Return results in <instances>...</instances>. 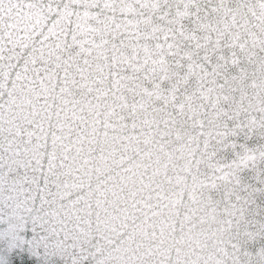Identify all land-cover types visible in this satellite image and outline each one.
<instances>
[{"label": "snow or ice", "instance_id": "1", "mask_svg": "<svg viewBox=\"0 0 264 264\" xmlns=\"http://www.w3.org/2000/svg\"><path fill=\"white\" fill-rule=\"evenodd\" d=\"M0 264H264V0H0Z\"/></svg>", "mask_w": 264, "mask_h": 264}]
</instances>
